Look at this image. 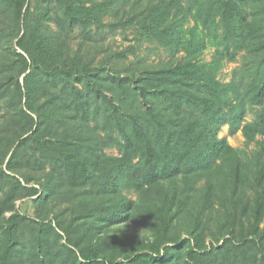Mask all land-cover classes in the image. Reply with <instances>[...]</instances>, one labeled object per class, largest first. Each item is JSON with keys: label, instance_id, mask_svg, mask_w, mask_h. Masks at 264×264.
Here are the masks:
<instances>
[{"label": "trees", "instance_id": "1", "mask_svg": "<svg viewBox=\"0 0 264 264\" xmlns=\"http://www.w3.org/2000/svg\"><path fill=\"white\" fill-rule=\"evenodd\" d=\"M124 1L0 0L11 18L0 37L15 33L24 72L12 99H25L17 115L24 129L9 140L0 165V264H264V145L249 163L219 136L225 124L232 134L241 130L247 144L264 136L263 23L249 20L238 0H134L142 3L136 14L108 25L136 27L141 38L187 55L111 77V97L99 68L66 59L62 33L104 26ZM53 14L59 31L49 24ZM208 41L217 50L207 62L198 56ZM232 45L246 49L249 77L223 82L218 72L225 52L235 59ZM58 83L60 92L50 90ZM6 86L0 82V99ZM249 105L260 106L252 121ZM113 142L117 156L104 151ZM26 165L43 171L44 180L26 185ZM63 191L75 195L77 210L68 219L50 217L48 207ZM23 194L36 205L35 217L15 208ZM216 204L219 233L208 242L203 217ZM129 225L133 239L121 230Z\"/></svg>", "mask_w": 264, "mask_h": 264}, {"label": "rangeland", "instance_id": "2", "mask_svg": "<svg viewBox=\"0 0 264 264\" xmlns=\"http://www.w3.org/2000/svg\"><path fill=\"white\" fill-rule=\"evenodd\" d=\"M148 0H142L146 3ZM191 0H183L185 4L190 5ZM242 4L244 10L248 13L249 20H255L264 25V0H238ZM123 7L110 10V13L104 18V26H97L95 24H89L86 27L76 26L72 30L63 31L62 38L66 40V47L64 48V53L66 59H72L78 57L83 62L91 64L93 68H99L101 77L105 84L106 93L111 97H115L116 94L110 90L111 77L116 75L126 76L128 74H140L148 68H156L163 65L171 64L183 60L187 52L184 48L181 49H167L160 45L156 41H149L141 38L136 31V27H131L125 29L122 25H117L116 27H111L108 23L112 21L124 19L126 20L129 16L136 14L141 8L140 4H136L134 0L129 2L124 1ZM55 15L53 14V20L49 22L52 29L59 31V26L55 21ZM219 20V17H218ZM11 21L9 13L3 10L0 6V29L7 26ZM194 21L191 22V25ZM10 30V28L8 29ZM4 33V32H3ZM224 33L223 26H220L219 34L222 36ZM17 38L15 33H10L8 36L2 35L0 37V82L3 81L7 86V91L9 94H3L0 99V165H3L4 152L10 148V139H15V135L18 132H22L24 125L22 122L17 120L18 112L21 108H25V99L22 103L18 101H13L14 92V82L20 78L23 79L24 72L22 71V66L16 63V55L13 48L16 46ZM222 44V43H221ZM223 47V45H222ZM240 47V48H239ZM234 48L232 45L230 51L235 54V59L231 60L228 53H224L222 56V66L219 69L218 77L223 82H229L234 78L249 77L246 67V49L239 46ZM217 46L213 45L208 41L207 45L200 52L198 59L203 61H211L216 53ZM58 87H51L50 90L53 92H60V87L62 83H58ZM82 88V84H79ZM42 100L47 97L45 93L41 96ZM94 98H92L93 100ZM101 105V103H100ZM94 108V106H93ZM260 106H248L247 121H252ZM103 114L98 116L97 120L91 122L90 127L94 128L99 126ZM80 124L84 122L79 119ZM99 124V125H98ZM97 132L101 136H105L106 132L97 128ZM115 136L121 139V136L117 131ZM220 137H226L229 143L239 150L242 158L252 163L255 154L259 152L262 144L264 145V136L259 135L255 141L247 144L246 138L243 132L239 130L235 134H232L228 124L223 125L219 131ZM15 146L11 148L13 151ZM104 151L109 155H119L120 149L116 143L113 142L111 146H106ZM30 153H33L30 151ZM4 155V156H3ZM11 154H8L4 159L5 161L9 159ZM50 166H47L46 170H49ZM24 176L22 180L26 185V180H30V184H35L39 179L44 180L43 171L37 170L26 165L25 169L22 171ZM10 187L9 183L6 184V189ZM64 192V191H63ZM61 192L48 207V214L53 217L59 214L60 217L68 219L71 214L77 210L75 208L74 194H65ZM124 194L136 199L137 193L134 191L124 190ZM249 198H251L253 191L248 189ZM15 208L21 213L27 214L31 217L36 216V205L33 203L30 196L23 194L20 198L15 201ZM220 205L216 204L215 209L206 211L203 219L208 224L207 230V241L211 242L212 235L218 234V225L221 223V216L219 215ZM10 212H7L5 216H9ZM23 231L28 234V228L24 225ZM264 228V222L261 225ZM121 230H126L129 239L134 238V232L136 231L133 225L129 227H122ZM182 230V229H181ZM186 234L182 231V237ZM33 251L28 249L25 252V259L28 261L31 259Z\"/></svg>", "mask_w": 264, "mask_h": 264}]
</instances>
